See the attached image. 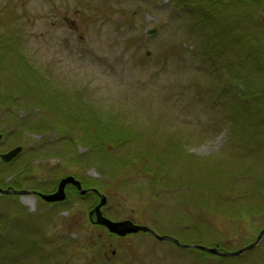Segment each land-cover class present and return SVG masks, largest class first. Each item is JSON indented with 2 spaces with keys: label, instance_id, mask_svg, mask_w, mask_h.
Here are the masks:
<instances>
[{
  "label": "rangeland",
  "instance_id": "rangeland-1",
  "mask_svg": "<svg viewBox=\"0 0 264 264\" xmlns=\"http://www.w3.org/2000/svg\"><path fill=\"white\" fill-rule=\"evenodd\" d=\"M256 1L204 17L208 0H0V152L22 145L0 185L30 189L0 194V264H55L41 253L60 248L74 252L56 264H87L107 246L87 221L93 199L47 210L30 188L66 172L107 194L109 214L184 242L139 231L132 264H264V237L221 251L264 227V90L241 97L242 65L225 68L249 46L264 64ZM118 126L126 140L109 141Z\"/></svg>",
  "mask_w": 264,
  "mask_h": 264
},
{
  "label": "flooded vegetation",
  "instance_id": "flooded-vegetation-1",
  "mask_svg": "<svg viewBox=\"0 0 264 264\" xmlns=\"http://www.w3.org/2000/svg\"><path fill=\"white\" fill-rule=\"evenodd\" d=\"M2 137H3V134H2ZM2 137H0V139H2ZM68 174H71L75 178H79L80 180H82V178H81L82 176L80 177L78 174H76L74 172H66L63 175H61L59 177V179L62 178L63 176H65V175H68ZM3 188L4 189L1 190L0 194H11L13 197H16L17 195L20 196L17 193H13V192L6 191L8 189L11 190L12 189L11 186H9V187H3ZM17 188H21V187H17ZM30 188H31V190L34 191L35 194H38L39 197H41L45 201L46 205L48 206V209L47 210L52 209L51 206H59V205L64 204L65 201H66V199H68L71 196L75 197L78 194L81 195L82 197H86V199H93L92 202H88L87 201V203H86V206L88 207L87 210H86V213H87L86 214L87 215V221L90 224H92V225H94V226H96V227H98L100 229H104V230L107 231V234H108V244H107V246H104L103 245L101 247V250L96 251L95 253H93L89 257V261H88L87 264H120L121 262H123L124 264H132V260L131 259H127V260L124 259L125 256H124L123 253L127 254V252H128V250H126L127 249V244L131 241V238L135 235V233L139 232L140 230L139 231H136V232H128L126 234H119V233L110 231L105 224H102V223L97 222V220H96L97 214H96L95 210H93V209H94L95 205L99 201V193H104L99 188H97L96 186H93V185H83V188L88 189V190L86 192L82 193V192H80L79 188L76 185H74L72 182H68L66 184V186H65V196H64V198L62 200H53V201H48V200L44 199L42 197V195L39 194L38 192H43V193L51 192V191L55 190L56 187L48 188L46 190L37 189L35 187H30ZM93 188L98 189V192L99 193L96 192V191H94ZM105 195L107 196V194H105ZM104 205L101 206V212H102V214L104 216L109 217V218H112V219H121L122 218V217H117V216L111 215L107 211H104V209H103L104 208ZM32 212H34V211H32ZM48 213H49V211H48ZM50 216H53L54 217L53 223L56 222V219L58 217H55L54 215H50ZM131 219L135 223H143L141 221H137L134 218H131ZM262 228H264V227H262ZM147 231L150 232L151 230H147ZM258 234H259V232L257 233V235L255 237H253L252 240L248 241L247 244H250L253 241H255V239L258 236ZM152 235L158 238V236H156V234L154 232H152ZM105 237H106V234H104V235H98V236H96V239H104ZM263 237H264V233L262 234V236L256 242L255 245H257L259 243V241ZM166 239H170L172 242H175L176 243V241H174L173 239H171L169 237H167ZM113 240L116 241V243H117L116 245H113L112 244V241ZM176 245H179V244L176 243ZM250 248H248V249H250ZM237 249H239V248H237ZM237 249H235V250H237ZM248 249H245L242 252H244V251H246ZM221 251H222V254L228 253V251H224L223 249ZM73 252H71L69 254H66V253L62 252V248H60L59 251L42 252L41 253V257L43 259H41V261L43 260L42 261V263H43L46 260H48L50 258V256H55V258H56L55 264H56V261L61 262V261H64L66 258H70L69 255L72 254ZM14 260H15V258H12L11 259V264H14ZM34 262H35V264H39L40 260H34Z\"/></svg>",
  "mask_w": 264,
  "mask_h": 264
},
{
  "label": "water",
  "instance_id": "water-1",
  "mask_svg": "<svg viewBox=\"0 0 264 264\" xmlns=\"http://www.w3.org/2000/svg\"><path fill=\"white\" fill-rule=\"evenodd\" d=\"M153 29H150L149 32H153ZM1 137V134H0ZM22 148L21 144H17L15 146H13L12 148L8 149L7 151H4L2 153H0V158L3 161H9L11 160L13 157H15L18 152L20 151V149ZM68 182H72L74 185H76L80 192L84 193L86 192L88 189H85L82 187L81 181L76 179L73 175L68 174L63 176L62 178L59 179L57 187L54 191L49 192V193H41L42 197H44L46 200L52 201V200H62L65 196V186ZM1 188V187H0ZM3 190V189H2ZM94 191L98 192V189L93 188ZM8 192H16L19 193L21 195H24L25 193H28L30 190L28 189H11V190H6ZM99 193V192H98ZM100 195V200L99 202L95 205L94 209L96 214H97V222L105 224L108 229L110 231L119 233V234H126L128 232H134V231H138V230H152L154 232L153 229H151L148 225L146 224H139V223H135L132 219L129 218H124V219H119V220H114L111 219L109 217H106L102 214L101 212V206L106 202V195L103 193H99ZM92 210V211H93ZM264 233V228H262L259 231L258 236L256 237L255 241H253L250 244H247L237 250H232V251H228V253L226 254H236V253H240L245 249H248L252 246H254L256 244V242L260 239V237L262 236V234ZM157 234V233H156ZM157 236L161 239L166 238L167 235H161V234H157ZM174 241L180 243L176 238H172ZM200 247L204 248V249H208V250H214V247H207L204 245H200Z\"/></svg>",
  "mask_w": 264,
  "mask_h": 264
},
{
  "label": "trees",
  "instance_id": "trees-1",
  "mask_svg": "<svg viewBox=\"0 0 264 264\" xmlns=\"http://www.w3.org/2000/svg\"><path fill=\"white\" fill-rule=\"evenodd\" d=\"M234 1L235 0H208V4L210 6H208L206 8V10L209 11L208 12L209 14L207 15L206 14L207 11L205 10L206 13H205V16L204 17H207L209 15L211 16L212 14H215V12L217 10L224 11L226 9H230L226 5H230L232 3H235ZM239 1L240 2H243V0H239ZM197 3L199 4V7L202 10L203 9L202 8V5L198 1H197ZM256 3L257 4L260 3V0H257ZM257 6L259 8H262V6L260 4H258ZM249 47H251V46H249ZM249 47H248L247 53H245L243 55H240V56H236V59L234 58L231 62L229 61L228 65H226L225 68H227L230 64H235V63H238V64L242 65L241 68H239L238 70H236L235 73L233 74V76H235L236 78L239 79L238 85H240V91L242 93L241 97L245 96L246 93H250L251 96L255 97V95L259 91H260L259 96L260 97H263L262 94H263V90H264L263 89V87H264V78L256 79V81L254 83H252V84L250 83L251 82L250 80H251V74H254L255 73L254 72L255 70H264V64L254 61V55H256V53H254V51L252 50V48H249ZM246 55L248 56V60L245 59V56ZM243 65H247V68L244 67ZM255 74H259V73H255ZM261 75H264V74H261ZM37 79L39 80L38 77H37ZM42 79H44V81H46V79L44 77L43 78L42 77L40 78L41 81H42ZM23 92H25V90ZM8 98H9V96H8ZM13 102H15V104L18 106V103L20 101L14 96ZM42 102H43V105H45V104L48 103L47 100H44V101L42 100L41 103ZM19 106H22V104H20ZM28 106H30V105H28ZM116 129L119 130L117 132V134L116 135L115 134L112 135V132H111L109 134L108 140L109 141H124V140H126L127 136L124 134L123 131H120L121 130L120 126H118ZM116 129L110 128L109 130H116ZM82 140L83 139L80 138V141H82ZM84 140H87L88 141V137L87 136H84ZM99 140L100 141L97 144H95V147H100L101 145H104L103 142H102V140L101 139H99ZM123 157L126 158V160H127L126 162H128L127 163V165H128L130 163L129 159L126 156H123ZM79 159L81 160V158H79ZM150 161L152 162L151 164H153V162H156V160L153 161L152 159H150ZM143 162L144 163H150L149 161L148 162L143 161ZM160 175L158 177H156V179H158L160 177ZM85 181H86V179H85ZM12 258H16V256H12ZM10 264H11V262H10Z\"/></svg>",
  "mask_w": 264,
  "mask_h": 264
}]
</instances>
